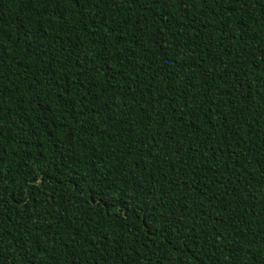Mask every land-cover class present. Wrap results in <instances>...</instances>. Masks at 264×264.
Segmentation results:
<instances>
[{
	"label": "trees",
	"instance_id": "obj_1",
	"mask_svg": "<svg viewBox=\"0 0 264 264\" xmlns=\"http://www.w3.org/2000/svg\"><path fill=\"white\" fill-rule=\"evenodd\" d=\"M0 264H264V0H0Z\"/></svg>",
	"mask_w": 264,
	"mask_h": 264
}]
</instances>
